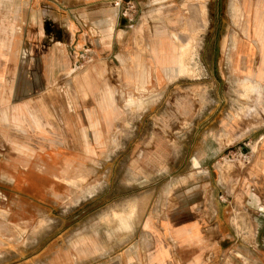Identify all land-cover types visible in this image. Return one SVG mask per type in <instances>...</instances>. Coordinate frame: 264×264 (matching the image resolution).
Here are the masks:
<instances>
[{
	"label": "rangeland",
	"instance_id": "obj_1",
	"mask_svg": "<svg viewBox=\"0 0 264 264\" xmlns=\"http://www.w3.org/2000/svg\"><path fill=\"white\" fill-rule=\"evenodd\" d=\"M18 1L0 0V264H164L163 239L176 264H264V90L244 97L228 55L264 37V0H235L236 23L234 0L74 2L68 20L67 0ZM180 32L201 70L166 75L149 44L179 52Z\"/></svg>",
	"mask_w": 264,
	"mask_h": 264
},
{
	"label": "bare ground",
	"instance_id": "obj_2",
	"mask_svg": "<svg viewBox=\"0 0 264 264\" xmlns=\"http://www.w3.org/2000/svg\"><path fill=\"white\" fill-rule=\"evenodd\" d=\"M205 7H206L205 3H203L202 7L198 13L199 21H197V19L194 20L193 26H195V29H198L197 36L199 33H201L203 31L204 26H205V19H204V16L206 14ZM231 9H232V13H233V18H235L234 23H236V19L239 16H241V8L238 5L237 1L234 0V2H232ZM263 23H264V11H260V9H257V11L255 12V15L253 17V24H252L253 30L254 31L260 30V27L262 26ZM248 30L249 29L245 30V34L247 35L246 40L245 39L244 40L235 39L233 34L229 37V52H228V55L231 56L232 47L234 46L233 50L234 51L237 50V51H239L238 53L241 52V54L243 55V59H244V65L242 66L243 67V75H242L243 77L242 78L239 77L237 79V81L236 80L235 81H236V84H238V86L244 88L245 92L242 95L246 98H248L249 93H253L258 88H262L261 91L264 90V83H263L264 82V37H262V39L260 40V36L258 34H256L255 35V37H256L255 42L249 43L250 41H252L253 38H251V36L248 37V35H249ZM185 34L186 33H184V32H180L178 34V39H180V40L182 39L184 41V46H186L188 43H190L189 40L185 39V37H184ZM175 37H177V36H175ZM197 39H196L195 44L191 43L189 45V47L183 46V49L180 50L179 52H177L176 48H175V50H171L167 46L168 52L170 53V56H168L165 59L164 63L166 64L168 73H172L173 76H180L181 74H189L190 72L195 73L196 71H198V69H200L201 64H200L199 53H200V48H201V42H200V37H199V40H197ZM240 41H242L241 42L242 44H240ZM244 45H247L250 48L248 49ZM235 46H236V48H235ZM149 48L151 49V44H149ZM257 57H259V59L256 61ZM228 64L233 66L235 63L231 61V63H228ZM197 74H200V72ZM262 95H264V93ZM245 108H246V104L245 105L244 104L238 105V110H240L241 112L243 110H245ZM195 163L198 167L200 166L199 160H196ZM7 177H9V175ZM128 204L130 205L131 203H128ZM130 206H132V205H130ZM130 206L127 209H131ZM118 213H119V211L116 212L115 215H118ZM113 216H114V214H113ZM120 220H121L120 221L121 224L126 223V222H124L125 219L123 216L122 217L120 216Z\"/></svg>",
	"mask_w": 264,
	"mask_h": 264
},
{
	"label": "crops",
	"instance_id": "obj_3",
	"mask_svg": "<svg viewBox=\"0 0 264 264\" xmlns=\"http://www.w3.org/2000/svg\"><path fill=\"white\" fill-rule=\"evenodd\" d=\"M119 0H67V20L70 18V13H72V7H73V4L74 2H78L80 3L79 8H83L82 5H89L90 7H97V8H106V7H110L109 5H112L113 3L115 2H118ZM133 1V4H135L136 6L138 7H142L143 4L145 3H149L150 0H130V2ZM8 4H11L12 2H14L16 4V7L19 9L20 8V3L19 1H15V0H7ZM78 8V7H77ZM112 29V27L110 28ZM142 39V38H140ZM144 43V41H143ZM151 44V43H150ZM141 45V43L139 44ZM144 52L146 53V51H144L142 48H140V52ZM151 52H152V57L150 58L151 62L154 61V63L156 64H164L163 66V71L166 75H169L168 72H167V67H166V64L164 63L165 59L170 56V53L168 52V48L165 47L162 43V41L160 40L158 42L157 45H152L151 44ZM132 53V51L128 48V47H124L121 49V52H120V57H124V55H127V54H130ZM121 62H122V59H121ZM138 65L139 62H136ZM100 65H93V69H96L97 72H100L101 68L99 67ZM138 74L139 76L143 77V82H145V84L148 83V72L145 71V70H137L134 74ZM141 73H143L144 75H141ZM146 75V76H145ZM135 77V75H132ZM78 87H80L81 85L78 84L77 85ZM128 87H131V86H128ZM181 228H183L181 230V232H183L184 234H193L194 232H196V226L192 223V224H187V225H182ZM185 239L187 238V235L184 236ZM163 242L165 244V247H167L168 249V252H169V257L165 258L164 260V264H176V257L173 256V254L171 253V250L169 248V245L168 243L166 242V240L163 239ZM185 243L188 242V241H184ZM196 264V263H194Z\"/></svg>",
	"mask_w": 264,
	"mask_h": 264
},
{
	"label": "built area",
	"instance_id": "obj_4",
	"mask_svg": "<svg viewBox=\"0 0 264 264\" xmlns=\"http://www.w3.org/2000/svg\"><path fill=\"white\" fill-rule=\"evenodd\" d=\"M129 5H130V8H134L135 7V4L129 3ZM131 19H133V17H131Z\"/></svg>",
	"mask_w": 264,
	"mask_h": 264
}]
</instances>
